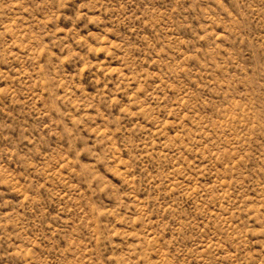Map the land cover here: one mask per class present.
I'll return each instance as SVG.
<instances>
[{
  "label": "rangeland",
  "instance_id": "rangeland-1",
  "mask_svg": "<svg viewBox=\"0 0 264 264\" xmlns=\"http://www.w3.org/2000/svg\"><path fill=\"white\" fill-rule=\"evenodd\" d=\"M0 264H264V0H0Z\"/></svg>",
  "mask_w": 264,
  "mask_h": 264
}]
</instances>
